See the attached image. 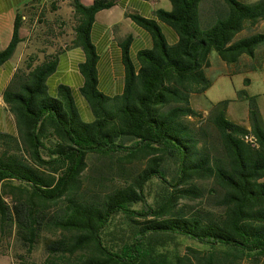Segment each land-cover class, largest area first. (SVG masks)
<instances>
[{"label": "trees", "instance_id": "trees-1", "mask_svg": "<svg viewBox=\"0 0 264 264\" xmlns=\"http://www.w3.org/2000/svg\"><path fill=\"white\" fill-rule=\"evenodd\" d=\"M118 1L73 0L74 37L55 53L48 48L66 31L49 26L41 0L16 15L0 66L22 42L23 24L40 14L30 38L36 36V48L3 93L17 135L0 131L2 236L14 232L26 251L41 244L44 264L264 259V123L257 96L238 92L248 101L249 126L228 119L231 100L212 104L207 115L192 105V96L212 85L206 74L212 50L228 65L242 55L255 59L264 32L237 36L264 20V0H169L172 9L157 10L156 18L131 14L153 46L138 53L137 67L132 37L120 42L125 88L111 97L98 88L91 33L96 14ZM160 23L178 34L176 43H168ZM63 46L84 50L80 92L92 122L81 118L69 87L60 86L56 97L48 93ZM155 180L162 191L150 200L147 188Z\"/></svg>", "mask_w": 264, "mask_h": 264}, {"label": "crops", "instance_id": "crops-1", "mask_svg": "<svg viewBox=\"0 0 264 264\" xmlns=\"http://www.w3.org/2000/svg\"><path fill=\"white\" fill-rule=\"evenodd\" d=\"M34 1L37 0H0V50L5 49L12 40L17 13L22 12L28 4ZM80 1L90 6L94 0ZM43 8H45L49 26L60 32L66 31L56 38L55 44L48 50L49 53H55L58 47L74 37L72 31L75 25L73 0H41L38 9L41 11ZM159 9L170 11L172 3L169 0H119L112 8L101 10L96 14L91 37L99 55L98 88L105 95L112 97L124 92L125 66L120 42L128 36L132 37L130 56L137 67H139L138 53L153 46L150 32L136 23L130 15L156 18L155 12ZM33 19L30 25L28 22L23 24L20 29L22 42L19 43L14 55L0 66V131L11 135H17L16 121L4 101L3 93L16 69L23 65L27 56L36 48L34 45L36 36L30 39L32 29L36 26V15ZM160 25L168 43H176L179 38L178 34L168 25L164 23ZM64 46L57 53L56 70L47 78L48 93L56 97L60 86L69 87L81 118L85 122H92L95 119L94 114L80 92L84 84V77L80 72V64L85 61L84 50L81 47Z\"/></svg>", "mask_w": 264, "mask_h": 264}, {"label": "rangeland", "instance_id": "rangeland-1", "mask_svg": "<svg viewBox=\"0 0 264 264\" xmlns=\"http://www.w3.org/2000/svg\"><path fill=\"white\" fill-rule=\"evenodd\" d=\"M242 1L255 2L258 0ZM260 32H264V20L259 21L255 26L246 25L237 37L241 38ZM210 61L211 66L206 69V74L212 85L205 94L192 96L193 107L207 115L212 104L231 100L228 119L249 126L248 101L238 97L239 91L246 90L248 94L257 96V103L264 123V44L257 48L255 59L242 55L236 65L226 64L216 50H212ZM246 79H249V82H246ZM161 186L157 180L148 186L150 200L161 193ZM185 202L196 204L197 201L186 200ZM122 219V217H118L116 222L123 223ZM186 244L194 245L195 243L187 242ZM46 258L47 254L41 244L32 251H26L19 248L14 232L10 236L7 234L4 237L0 232V264H44ZM221 262L222 264H264V259L245 257L233 262L231 258L225 257L221 259Z\"/></svg>", "mask_w": 264, "mask_h": 264}, {"label": "built area", "instance_id": "built-area-1", "mask_svg": "<svg viewBox=\"0 0 264 264\" xmlns=\"http://www.w3.org/2000/svg\"><path fill=\"white\" fill-rule=\"evenodd\" d=\"M39 11H40V10H39ZM39 15H40V14L38 13V15L36 16L35 23H37V20H38V18H39ZM23 19H24V20H27V17L24 16Z\"/></svg>", "mask_w": 264, "mask_h": 264}]
</instances>
